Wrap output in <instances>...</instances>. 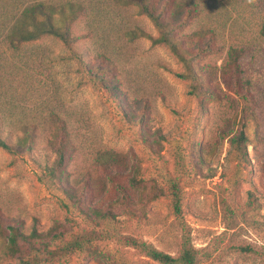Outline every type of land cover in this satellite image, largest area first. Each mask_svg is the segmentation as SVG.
<instances>
[{"label": "rangeland", "instance_id": "1", "mask_svg": "<svg viewBox=\"0 0 264 264\" xmlns=\"http://www.w3.org/2000/svg\"><path fill=\"white\" fill-rule=\"evenodd\" d=\"M84 1L90 8L71 47L46 36L0 49V124L12 146L0 147L3 224L55 226L66 239L97 233L84 250L41 264H161L129 238L175 257L188 243L198 264H264V0H198L201 14L185 31L211 26L224 49L196 61L204 73L197 93L166 45L132 35H158L146 16ZM230 46L244 48L241 77L250 82L241 94L222 79ZM53 113L74 144L61 178L49 173ZM25 125L33 135L20 142ZM114 153L124 173L111 181L99 161ZM86 179L84 199L69 200L63 189L78 191ZM5 243L0 236V264H16Z\"/></svg>", "mask_w": 264, "mask_h": 264}, {"label": "trees", "instance_id": "2", "mask_svg": "<svg viewBox=\"0 0 264 264\" xmlns=\"http://www.w3.org/2000/svg\"><path fill=\"white\" fill-rule=\"evenodd\" d=\"M115 5L134 7L137 13L146 16L158 31L157 36L145 31H134V37L144 36L151 39L152 44L166 45L182 62L183 76L189 78L194 93L200 90L199 78L204 73L199 71L196 61L211 52L224 49L221 44L222 34L211 26L186 32V28L201 14V4L198 0H109ZM90 3L84 0H0V49L19 48L37 39L50 36L71 47L76 38L74 25L82 17L88 15ZM260 35L264 38V22ZM83 36V34L81 35ZM79 35V37H81ZM244 48L230 46L226 52V60L222 66V79L225 86L241 94L240 88L244 83L241 77V58ZM233 84V85H231ZM34 127V126H33ZM33 127L24 126L25 135L20 142H26L33 135ZM0 124V147L12 150L10 143L2 136ZM50 145L56 154L55 166L49 170L53 178H61L62 166L74 150L73 140L67 121L57 113L52 114V131ZM115 153L108 159L99 161L102 172L111 181L121 179L124 173ZM77 191L74 187L63 189L71 201H82L90 191L89 179L81 183ZM119 202L125 203L129 195L121 185ZM173 207L179 212V198L174 194ZM96 215L102 212L93 206L88 207ZM0 236L6 243L5 253L16 258V264H41L44 260L54 261L68 258L76 251H82L96 238L93 230H82L69 238L55 226L42 230L37 223L26 225L22 219H12L3 224L0 217ZM126 242L142 251L145 255L161 264H198L197 251L188 243H184L178 256L166 253L153 245L129 238ZM11 264V263H7Z\"/></svg>", "mask_w": 264, "mask_h": 264}]
</instances>
